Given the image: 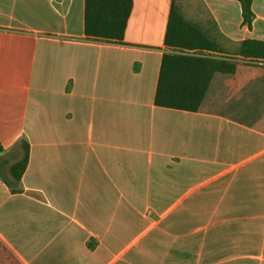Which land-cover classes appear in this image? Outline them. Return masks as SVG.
I'll use <instances>...</instances> for the list:
<instances>
[{
	"label": "crops",
	"instance_id": "0c3cea01",
	"mask_svg": "<svg viewBox=\"0 0 264 264\" xmlns=\"http://www.w3.org/2000/svg\"><path fill=\"white\" fill-rule=\"evenodd\" d=\"M174 5L221 55L264 42V0L250 27L235 0H134L119 42L85 34L86 0H0V240L21 264H264V66L217 73L199 112L158 106Z\"/></svg>",
	"mask_w": 264,
	"mask_h": 264
},
{
	"label": "trees",
	"instance_id": "16d2710c",
	"mask_svg": "<svg viewBox=\"0 0 264 264\" xmlns=\"http://www.w3.org/2000/svg\"><path fill=\"white\" fill-rule=\"evenodd\" d=\"M235 1L241 3L244 23L250 27L254 19L253 0ZM133 7L134 0H86L85 34L92 39L111 42L123 40ZM165 42L172 50L220 53L218 46L208 39L198 26L189 23L175 5L170 13ZM238 54L248 59L264 60V42L246 40L240 45ZM238 66L237 63L226 59L167 53L162 60L156 104L164 108L199 112L215 75L235 74ZM26 166L27 158L20 168V173ZM0 264H21L1 240Z\"/></svg>",
	"mask_w": 264,
	"mask_h": 264
},
{
	"label": "built area",
	"instance_id": "2783aa9c",
	"mask_svg": "<svg viewBox=\"0 0 264 264\" xmlns=\"http://www.w3.org/2000/svg\"><path fill=\"white\" fill-rule=\"evenodd\" d=\"M172 53H176V54L184 55V56H191V57H203V58H208V59H223L221 58L223 55L216 53V52H212V51L177 49V50H172ZM235 61L241 62V63H248L252 65L264 66V60H255V59L245 60L243 58H235Z\"/></svg>",
	"mask_w": 264,
	"mask_h": 264
},
{
	"label": "rangeland",
	"instance_id": "374dc122",
	"mask_svg": "<svg viewBox=\"0 0 264 264\" xmlns=\"http://www.w3.org/2000/svg\"><path fill=\"white\" fill-rule=\"evenodd\" d=\"M220 57H221V56H220ZM221 58L226 59V60H229V61L234 62V63H237L239 66H240V65H242V66H246V67H250V66H252V64L250 65V64H246V63L236 62V61H235V57H232V56H228V55H224V54H223V56H222Z\"/></svg>",
	"mask_w": 264,
	"mask_h": 264
}]
</instances>
